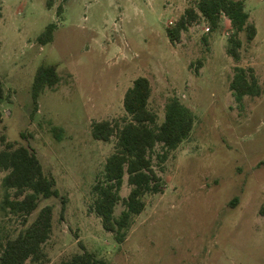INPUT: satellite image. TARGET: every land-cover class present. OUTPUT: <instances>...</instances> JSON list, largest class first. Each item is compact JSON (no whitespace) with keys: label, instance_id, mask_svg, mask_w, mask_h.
<instances>
[{"label":"rangeland","instance_id":"rangeland-1","mask_svg":"<svg viewBox=\"0 0 264 264\" xmlns=\"http://www.w3.org/2000/svg\"><path fill=\"white\" fill-rule=\"evenodd\" d=\"M196 1L0 0V152L9 143L29 148L67 199L64 217L61 199L41 203L54 209L49 264L81 253L82 244L108 264H264V0H245L258 34L253 41L240 34V61L227 51V17L215 29L201 20L170 41L168 29ZM50 24L57 26L54 39L42 45ZM42 65H56L61 81L36 108L32 90ZM236 68L254 70L260 96L236 100ZM139 77L152 84L149 107L159 125L173 98L196 119L166 161L163 148L155 149L165 186L145 197L144 212L119 243L92 209L115 139L96 140L92 126L123 124L125 94ZM55 128L63 130L60 138ZM6 174L0 171L1 239L24 227L23 218L1 208ZM130 191L126 175L122 197ZM123 210L120 203L116 216Z\"/></svg>","mask_w":264,"mask_h":264},{"label":"trees","instance_id":"trees-1","mask_svg":"<svg viewBox=\"0 0 264 264\" xmlns=\"http://www.w3.org/2000/svg\"><path fill=\"white\" fill-rule=\"evenodd\" d=\"M224 17L231 21L233 28L228 54L240 61L243 45L240 34L246 31L250 41L258 34L256 26L249 23L245 0H197L185 10L175 26L168 29L169 39L172 43L179 42L183 32L201 20H205L213 29L218 28ZM56 27V24H50L40 36L39 43L45 45L52 42ZM60 81L56 65H42L38 69L32 90L36 108L41 94L47 88L53 89ZM231 89L238 102L249 95H261L253 69L236 68ZM152 93L150 80L139 77L125 94L124 108L128 117L123 124L104 120L96 121L92 126V135L96 140L111 142L115 139V150L108 157L105 170L93 188L95 200L92 209L102 219L105 230L114 234L119 243L125 241L134 218L144 212L145 197L162 193L165 186L154 165L155 149L158 146L163 148L164 153L159 157L166 161L168 153L189 139L194 129V113L178 98L169 101L165 121L159 125L158 115L149 107ZM4 97L5 90L0 84V106ZM2 122L0 107V127ZM62 131L55 128L58 138L62 136ZM0 171L7 173L2 181L5 194L1 208L8 215L23 218L24 225L15 236L0 238V264H27L29 261L49 264L45 245L53 234L54 209L49 205L40 209L41 203L61 199L64 217L67 199L58 189L55 177L44 170L36 153L25 146L7 144L0 152ZM126 175L131 191L128 197L123 198L121 191ZM120 203L124 210L117 217L116 208ZM37 211L36 218L31 222V217ZM82 248L81 253L54 264H108L83 244Z\"/></svg>","mask_w":264,"mask_h":264}]
</instances>
